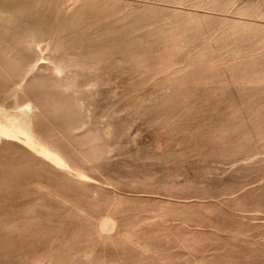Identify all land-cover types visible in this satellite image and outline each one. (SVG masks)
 Instances as JSON below:
<instances>
[{"label":"rangeland","instance_id":"374dc122","mask_svg":"<svg viewBox=\"0 0 264 264\" xmlns=\"http://www.w3.org/2000/svg\"><path fill=\"white\" fill-rule=\"evenodd\" d=\"M3 2L0 264H264V0Z\"/></svg>","mask_w":264,"mask_h":264},{"label":"bare ground","instance_id":"6f19581e","mask_svg":"<svg viewBox=\"0 0 264 264\" xmlns=\"http://www.w3.org/2000/svg\"><path fill=\"white\" fill-rule=\"evenodd\" d=\"M10 2H3V0H0V10H3V9H8L11 8L10 7ZM42 34H44L41 30H38L36 32V34H34V32L32 33V37H35V36H41ZM45 36V35H42V37ZM0 43H1V40H0ZM4 45L3 44H0V54L1 55H4L6 50L4 49ZM100 48V47H99ZM20 67V66H19ZM69 69L68 70H71L73 71V67L72 66H69ZM56 70L58 73H62L63 71H65V69L67 68V66H62L61 64H57L55 66ZM74 84H76L75 82H70V81H67V82H64L63 85H65L66 87H71L73 86ZM5 121V120H3ZM13 121V120H12ZM6 122L3 124V127L0 129V136H17L19 138H24L23 136H25L24 139L26 140H29V139H32V133H30L25 126L21 125V124H17V123H14V122ZM23 124V123H22Z\"/></svg>","mask_w":264,"mask_h":264}]
</instances>
